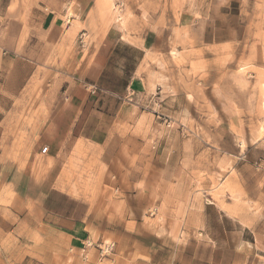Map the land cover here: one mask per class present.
<instances>
[{
  "label": "rangeland",
  "instance_id": "obj_1",
  "mask_svg": "<svg viewBox=\"0 0 264 264\" xmlns=\"http://www.w3.org/2000/svg\"><path fill=\"white\" fill-rule=\"evenodd\" d=\"M59 6L62 54L36 60L20 88L5 86L20 96L10 97L4 118L0 264H154L149 241H181L186 227L201 225L207 204L264 224V0H0V54L25 58V46L44 44L40 15ZM182 16L195 18L193 27ZM110 28L117 32L112 45L142 43L147 53L135 87L108 102L114 140L106 148L79 141L64 150L62 188L86 193L81 197L91 205L73 239L53 222L36 227L25 189L27 178L52 166L38 153L45 146L39 130L61 76L74 73L63 69L70 52L85 59ZM7 74L1 70L0 83ZM89 236L115 242L112 254L91 248L82 260ZM189 253L194 264H209L211 251L199 241ZM254 264H264V253Z\"/></svg>",
  "mask_w": 264,
  "mask_h": 264
},
{
  "label": "crops",
  "instance_id": "obj_2",
  "mask_svg": "<svg viewBox=\"0 0 264 264\" xmlns=\"http://www.w3.org/2000/svg\"><path fill=\"white\" fill-rule=\"evenodd\" d=\"M63 11L61 6L43 8V14L40 15L41 27L38 30L43 34L44 44L25 46L27 57L12 56L7 51L0 54V72L8 70L6 78L0 83L4 86L0 88V168L8 161L4 118L8 115L11 98L16 100L20 96L7 91L5 86L9 84L20 88L34 73L36 60L45 63L54 58L56 53L62 54L57 49H60V42L66 32L62 20ZM0 17L4 18L2 14ZM182 17L188 26L193 27L195 18ZM113 30L110 28L107 31L103 41L85 59L76 51L70 52V59L63 69L66 70L69 66L74 73L65 72L61 76L54 103L47 113L44 112L39 130L49 151L43 153L38 149V153L48 157L46 161L49 157L52 158V166L42 168L39 178H27L25 194L34 200L38 214L33 217L36 219V227L43 226L47 229L53 222L55 227L73 239H79L78 235L82 234L83 223L89 218L91 205L81 197L86 193L76 195L69 192L68 187L62 188L60 174L68 157L63 154L64 150L73 148L79 141L96 148H106L114 140L115 120L108 119V102L125 96L135 87L138 79L136 74L147 53L146 46L142 43L129 41L112 45L111 37L117 35ZM117 31L120 33L118 41H124V32ZM101 97L104 102L102 105ZM83 203L87 204L84 211ZM212 205H204L201 225L197 229L192 224L186 227L187 236H182L181 241L175 242L173 238L161 236L149 241L154 264H194L196 257L189 253V247L196 240L199 245L210 249L209 264H254L259 260L264 253V224H260V220L251 213H233L218 204ZM166 250L168 257L164 256ZM82 260L88 261L89 256Z\"/></svg>",
  "mask_w": 264,
  "mask_h": 264
},
{
  "label": "built area",
  "instance_id": "obj_3",
  "mask_svg": "<svg viewBox=\"0 0 264 264\" xmlns=\"http://www.w3.org/2000/svg\"><path fill=\"white\" fill-rule=\"evenodd\" d=\"M84 35V33H83ZM49 151V146L46 145L42 148V152L46 153ZM91 248H96L101 257H107L112 254L115 248V242H108L105 240H95L91 236L85 238L80 246L81 254L85 258L89 256Z\"/></svg>",
  "mask_w": 264,
  "mask_h": 264
},
{
  "label": "bare ground",
  "instance_id": "obj_4",
  "mask_svg": "<svg viewBox=\"0 0 264 264\" xmlns=\"http://www.w3.org/2000/svg\"><path fill=\"white\" fill-rule=\"evenodd\" d=\"M119 21H120V23L123 25V18H121V16L119 15V19H118ZM125 25V24H124ZM43 148V147H42Z\"/></svg>",
  "mask_w": 264,
  "mask_h": 264
}]
</instances>
